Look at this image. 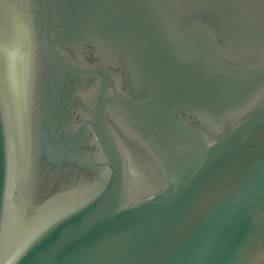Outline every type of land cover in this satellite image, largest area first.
<instances>
[{
	"label": "water",
	"instance_id": "water-1",
	"mask_svg": "<svg viewBox=\"0 0 264 264\" xmlns=\"http://www.w3.org/2000/svg\"><path fill=\"white\" fill-rule=\"evenodd\" d=\"M0 264H264V0H0Z\"/></svg>",
	"mask_w": 264,
	"mask_h": 264
}]
</instances>
